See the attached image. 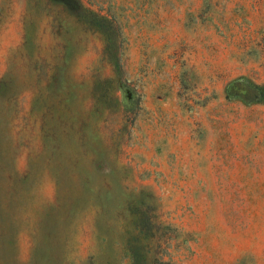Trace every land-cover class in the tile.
I'll use <instances>...</instances> for the list:
<instances>
[{"label": "rangeland", "instance_id": "1", "mask_svg": "<svg viewBox=\"0 0 264 264\" xmlns=\"http://www.w3.org/2000/svg\"><path fill=\"white\" fill-rule=\"evenodd\" d=\"M0 264H264V0H0Z\"/></svg>", "mask_w": 264, "mask_h": 264}]
</instances>
